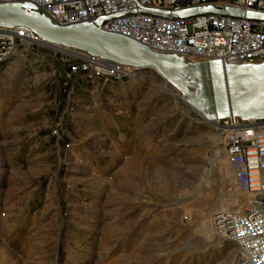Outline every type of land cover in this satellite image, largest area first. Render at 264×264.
Masks as SVG:
<instances>
[{
	"label": "rangeland",
	"instance_id": "obj_1",
	"mask_svg": "<svg viewBox=\"0 0 264 264\" xmlns=\"http://www.w3.org/2000/svg\"><path fill=\"white\" fill-rule=\"evenodd\" d=\"M64 65L38 44L0 64V264H229L206 227L241 202L219 130L148 69Z\"/></svg>",
	"mask_w": 264,
	"mask_h": 264
},
{
	"label": "built area",
	"instance_id": "obj_2",
	"mask_svg": "<svg viewBox=\"0 0 264 264\" xmlns=\"http://www.w3.org/2000/svg\"><path fill=\"white\" fill-rule=\"evenodd\" d=\"M24 2L55 25L102 17L99 28L125 35L154 52L172 54L186 64L208 60H217L221 66L264 63V19L221 12L231 8L264 13V0H0ZM200 7L215 11L186 17L173 14ZM31 44L61 55L64 67L73 66L67 73L88 71L103 82L130 79L142 69L157 75L150 68L42 41L26 26H0V64L14 56L18 46ZM207 123L219 130L232 185L241 197L236 209L211 213L212 235L234 243L229 264H264V116L240 118L229 113Z\"/></svg>",
	"mask_w": 264,
	"mask_h": 264
},
{
	"label": "water",
	"instance_id": "obj_3",
	"mask_svg": "<svg viewBox=\"0 0 264 264\" xmlns=\"http://www.w3.org/2000/svg\"><path fill=\"white\" fill-rule=\"evenodd\" d=\"M213 11V7H200L173 14L186 17ZM221 12L264 19V13L242 12L231 8H225ZM101 20L102 17H98L88 23L55 25L43 14L34 11L28 2L0 3V26H26L42 41L84 50L119 64L150 68L160 79L187 98L194 108L189 109L198 116L203 112L200 102L205 103L210 109L204 115L207 122L229 113L240 118L264 116V63L224 66L217 60L178 63L172 54L154 52L125 35L99 28ZM72 69V65L64 67L65 72ZM175 71L194 72L196 81H182L173 75ZM188 86L196 87L197 92L190 93Z\"/></svg>",
	"mask_w": 264,
	"mask_h": 264
},
{
	"label": "bare ground",
	"instance_id": "obj_4",
	"mask_svg": "<svg viewBox=\"0 0 264 264\" xmlns=\"http://www.w3.org/2000/svg\"><path fill=\"white\" fill-rule=\"evenodd\" d=\"M175 61L178 62V63H186V61H183V60H179L178 58H175ZM173 75L178 77L180 80L182 81H186V82H189V83H194L196 81V78L194 76V72H191V71H188V72H183V71H175L173 72ZM165 81H162V86H161V90L166 94L168 95L169 97L173 98V100H179L180 102H183V104H185L186 106H188V108H192V106H190V102L187 98H185L184 96H182L181 94H179L177 91H173L171 89H167L165 86ZM188 90L190 93L194 94L197 92V88L196 87H193V86H188ZM200 106L201 108L203 109V112L202 113H199L198 111H196L197 113L200 114V116L202 118H204V115L206 113H208V111L210 110L209 107L203 103V102H200ZM194 109V108H192ZM205 119V118H204ZM221 131V130H220ZM215 141H218V137H216V140ZM236 194H238L239 196V193L234 190ZM235 194V195H236ZM240 197V196H239ZM239 203V202H238ZM238 205V204H237ZM224 208H229V207H224ZM206 227L209 228V235H208V239L211 240V244L212 245H219L221 243V241L217 238H215L213 235H212V231H211V228L209 226V221L206 223ZM208 231V230H207ZM214 242V243H213Z\"/></svg>",
	"mask_w": 264,
	"mask_h": 264
}]
</instances>
